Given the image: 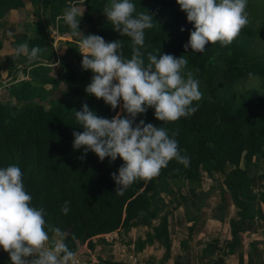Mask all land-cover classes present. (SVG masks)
<instances>
[{
    "label": "trees",
    "instance_id": "1",
    "mask_svg": "<svg viewBox=\"0 0 264 264\" xmlns=\"http://www.w3.org/2000/svg\"><path fill=\"white\" fill-rule=\"evenodd\" d=\"M133 3L136 11L149 12L154 19L153 27L145 30V52L159 50L157 56L161 52L185 56L186 71L199 81L202 96L193 102L199 107L191 116L161 122L148 108L136 117L154 126L162 124L170 134L174 132L178 148L189 157L188 166L170 160L157 176L138 179L117 194L110 173L118 169L122 160L117 157L111 162L108 158L100 161L91 151L83 153V146L72 148V132L82 131L74 112L82 104L108 118L118 111V106L110 109L102 98L85 93L92 73L82 70L78 51L82 35L94 33L106 41L120 39L123 54L130 56V39L113 31L103 13L110 0H0V17L26 4L48 9L58 35L73 42L57 60L43 63L39 59L45 39L23 34L16 37L14 48L27 42L29 49L39 46L40 52L39 59L33 62L21 57L30 68V79L15 88L8 101L0 98V167L14 163L21 168L32 204L46 210L48 224L65 231V242L76 255L86 250L95 253L97 242L103 246V236L112 233L129 243V231L144 228L148 231L144 239L133 243L136 251L161 249L166 258L172 245L168 231L172 210H165L163 196L171 197L185 185L194 194L193 186H200L205 176L221 174L222 193L235 208L236 218L228 223L229 238L221 244L212 241L201 253L210 258L216 253L224 258L238 255L244 227L254 220L264 223V191L252 192L246 170L255 158L264 162V93L244 85L247 80L264 81V52L257 51V42H264L263 24H247L231 44L210 43L203 53H196L184 48L192 24L176 0ZM70 5L83 10L78 25L83 34L72 35L63 18L56 20ZM82 155L84 159H80ZM241 161L244 168L240 167ZM260 177L264 181V174ZM64 201L69 202L67 214L60 211ZM186 201L181 198L174 209ZM9 260L7 252L0 249V264H9ZM97 264L123 263L102 260Z\"/></svg>",
    "mask_w": 264,
    "mask_h": 264
},
{
    "label": "clouds",
    "instance_id": "2",
    "mask_svg": "<svg viewBox=\"0 0 264 264\" xmlns=\"http://www.w3.org/2000/svg\"><path fill=\"white\" fill-rule=\"evenodd\" d=\"M176 3L192 24L184 44L186 51L190 48L203 53L206 45L216 42L229 45L249 23L248 0ZM103 13L113 31L130 39V56L123 54L120 39L106 41L98 34L84 35L78 27L83 10L70 5L62 14L72 35L83 34L78 44L81 68L92 73L85 93L102 98L110 109L118 105L121 109L108 118L82 104L74 112L82 131L72 132V148L83 146V153L91 151L100 161L108 158L111 162L119 157L122 164L110 176L115 192L122 194L136 180L157 176L170 160L185 167L189 164V157L178 148L174 132L170 134L162 124L154 126L144 119L136 120L137 115L151 108L161 122L189 117L197 111L199 105L193 102L199 101L202 93L198 79L186 71L185 56L162 52L157 56L159 50L145 52V30L153 27L152 14L136 11L133 0H110ZM14 51L17 57L23 55L27 62H33L39 59L40 47L29 49L27 42H22ZM60 211L69 212L68 201ZM45 216L43 207L32 204L21 168L14 163L0 167V249L7 252L9 264H75L76 252L66 244L65 231L48 224Z\"/></svg>",
    "mask_w": 264,
    "mask_h": 264
},
{
    "label": "rangeland",
    "instance_id": "3",
    "mask_svg": "<svg viewBox=\"0 0 264 264\" xmlns=\"http://www.w3.org/2000/svg\"><path fill=\"white\" fill-rule=\"evenodd\" d=\"M247 12L249 25L263 24L264 27L263 0H248ZM55 27L56 22L50 21L48 9L41 5L26 4L22 9L8 11L0 17V98L4 101L11 99L13 90L30 79V68L23 62V55H15L13 43L16 37L23 34L28 38L45 39L39 61L52 62L73 44L67 37L57 38L54 35ZM261 50L264 52L263 41L257 42V51ZM244 85L255 86L264 93L262 80H247ZM118 111H121L119 105ZM240 167L244 168L243 161ZM246 170L252 183V192L257 194L264 191V181L260 177L264 174V162L255 158ZM222 179L221 174L214 173L210 177L205 176L200 186H193L194 194L189 192L190 186L185 185L171 196L173 198L163 196L167 202L165 210H172L168 220L169 237L172 241L168 258L164 257V251L161 249L136 251L134 241L138 238L143 240L148 232L144 228H138L129 231V243L117 233L107 235L103 246L97 242L95 253L91 254L86 250L76 255L75 264L80 263L77 257L82 256L84 262L81 264H97L102 260L123 264H239V256L242 257V264H264V223L260 220L249 222L244 227L238 255L226 258L221 257L219 253L211 258L202 256L201 251L207 244L214 240L221 244L229 238L228 223L236 218L235 208L230 204L227 195L222 193ZM221 197L225 198L224 201ZM181 198H187V201L184 206L175 210L174 207ZM262 210L264 212V205ZM86 254L89 257H85Z\"/></svg>",
    "mask_w": 264,
    "mask_h": 264
},
{
    "label": "crops",
    "instance_id": "4",
    "mask_svg": "<svg viewBox=\"0 0 264 264\" xmlns=\"http://www.w3.org/2000/svg\"><path fill=\"white\" fill-rule=\"evenodd\" d=\"M106 236H103V238H105ZM78 255V254H77ZM91 255V254H90ZM82 258H83V256H82ZM81 257H77V260H79V264H81V262H84V261H82L83 259H82ZM84 260H86V259H84Z\"/></svg>",
    "mask_w": 264,
    "mask_h": 264
},
{
    "label": "built area",
    "instance_id": "5",
    "mask_svg": "<svg viewBox=\"0 0 264 264\" xmlns=\"http://www.w3.org/2000/svg\"><path fill=\"white\" fill-rule=\"evenodd\" d=\"M54 35L57 36V38L59 37L58 33H57V28L55 27V31H54ZM107 236V235H106Z\"/></svg>",
    "mask_w": 264,
    "mask_h": 264
}]
</instances>
